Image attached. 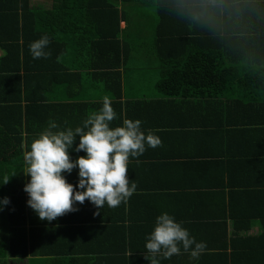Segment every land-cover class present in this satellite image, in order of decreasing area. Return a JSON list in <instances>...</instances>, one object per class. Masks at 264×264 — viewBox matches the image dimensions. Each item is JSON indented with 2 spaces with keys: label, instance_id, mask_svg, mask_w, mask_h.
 <instances>
[{
  "label": "trees",
  "instance_id": "obj_1",
  "mask_svg": "<svg viewBox=\"0 0 264 264\" xmlns=\"http://www.w3.org/2000/svg\"><path fill=\"white\" fill-rule=\"evenodd\" d=\"M53 1L59 3V6L54 5L55 9L69 6L101 10L112 13L114 19L110 17L109 27L94 37L78 33L75 29L79 25L74 22L66 30L59 29L58 35L49 32L47 26L32 31V26L25 23L29 11L46 10L45 7L32 8L29 0H0V183L4 176L16 174L7 184L0 185V199L5 196L10 199L0 211V264L29 254L32 257L28 264H150L145 259L147 229L141 225L144 220L138 221L146 210L129 207L132 200L104 210H108L106 214L116 210L120 223L109 221V224L118 225L117 230L105 225L99 216L86 217L83 210L67 212L51 222L40 220L27 204L29 197L24 185L30 177L25 174L24 154L30 150L32 141L48 127L50 120L60 128L81 126L79 119L74 117L82 114L86 119L102 107L103 98L107 96L117 114L111 122L112 127L122 126L124 119H139L146 134L150 130L159 133V130L177 127L176 134L190 135L192 139L200 137L201 142L210 140L223 129L237 134H254L257 130L247 140L259 142L256 156L263 157L261 165L264 166V24L261 32L242 33L245 26L264 22V7L255 3L257 8L245 7L239 12L227 0H219L222 5L219 10L214 13L202 10L198 18L193 19L187 5L178 12L173 4L180 2L172 0ZM17 10L20 13L17 14ZM152 11L156 14L151 26H147L141 15L145 12L153 14ZM121 21L125 23L123 28L119 27ZM237 26L240 29L237 30ZM135 29L138 31L131 33ZM143 30L148 34L142 33ZM43 35L49 36L50 43L45 51L50 55L33 59L29 44ZM149 51L154 52L157 61L155 67L149 68L150 72L145 71L156 72L158 76L153 77V82L149 80L152 90L145 91L148 96L140 97L134 91H143V88L134 86L129 92L127 86L130 79H137L134 73L142 72L138 64H150L139 56ZM65 61L70 65L63 64ZM67 67L91 68L95 78L100 74L107 76L110 70L117 79H112L110 87H103L97 96H86L85 90L95 85H83L76 78L65 85L61 78L65 69H70ZM76 75L81 76L80 73ZM122 87L125 88V100L121 99ZM174 116L183 117V122L180 117L174 121ZM78 142L77 138L75 144ZM190 143L195 144L193 140ZM154 150L146 148L137 158L144 160L150 155L160 166L173 156L186 160L203 158L211 167L219 164L224 172L223 159L228 156L218 142L214 153L200 146L196 150L184 148V152L173 156ZM150 151L153 152L148 154ZM82 155H85L83 151H70L72 159ZM213 173V178L217 175L221 179L207 186L214 188L216 194L224 195L229 186L224 183L222 171ZM64 175L71 183L72 177L78 178V169ZM242 182L245 187L252 185L247 179ZM240 193L246 194V191ZM89 203L77 202L74 207L90 206ZM247 214L264 220V213L259 210L247 208ZM36 217L39 223L53 227L48 231L71 232V239L64 242L62 235L48 237L36 251L34 240L27 239L25 229L27 224L37 223ZM70 220L71 223L92 222L95 228L90 233L83 223L81 227L72 228L68 224ZM65 222L69 226L63 225ZM48 235L52 236L51 233ZM140 243L144 244L143 250ZM28 246L31 253H27ZM249 251L256 252V249L253 246ZM161 264L183 263L171 258L162 259Z\"/></svg>",
  "mask_w": 264,
  "mask_h": 264
},
{
  "label": "crops",
  "instance_id": "obj_2",
  "mask_svg": "<svg viewBox=\"0 0 264 264\" xmlns=\"http://www.w3.org/2000/svg\"><path fill=\"white\" fill-rule=\"evenodd\" d=\"M175 1L180 2V4H173L174 9L177 11L189 3V0H172L171 2ZM227 1L233 9L235 8L239 12L245 9V7H247V9L257 8L258 6L255 3L264 7V0ZM195 2L201 3L203 0H195ZM29 4L32 8L43 6L46 9H31L29 11V19L27 20L28 22L25 21V23L32 26V31L47 26L49 32L54 31L58 35L59 29L66 30L76 23L79 26L74 27H76L75 30L78 33L84 32L86 35L94 37V35L103 32L104 28L107 29L109 27L110 17L114 19L112 13L101 10L73 9L69 6H64V8L60 10L55 9L54 5L59 6V3H55L53 0H29ZM117 4L120 6V2H117ZM238 4H243L244 6H236ZM263 9L264 8H262V11ZM18 13H20V10H17V14ZM155 14V12H153V14L145 12L141 15V17L144 16L147 26H151ZM18 22L23 24L21 20H18ZM263 24L264 22L259 25H257V22H255L254 25L249 24L244 27L245 29H243L242 33L247 35L251 32H261L260 30H263V28H261ZM124 26L125 23L123 21L119 22L120 28ZM236 29L238 30L240 27L238 28L237 26ZM233 30H235V28H233ZM137 31L138 29H135L131 33ZM142 33L148 34L147 30H143ZM1 55L2 50H0V56ZM139 56H141L142 61H148L150 64H138V67H140L142 71L134 73L138 82L130 79L127 88L128 91L131 92L134 86L137 88L141 87L143 91L135 90L134 93L139 94L140 97H145L148 96L145 91L152 90L149 80L153 82V77L158 76L156 72L149 73V68L155 67L154 65H156L157 59L152 51L141 53ZM72 63L73 65L75 64L74 60H72ZM63 64L69 66L70 62L65 61ZM67 68L70 69H65L64 76L61 78L65 85L68 82L71 83L74 81V78L83 85H95L85 90L86 96H97L102 92L103 87H110L109 84L112 79H117V76L112 74L110 70L107 71V76L100 74V77L95 78L93 76L95 71L91 68ZM78 73H80L81 76H77L76 74ZM146 87L147 89H145ZM124 89L125 88L122 87V100L126 99L124 96ZM82 117L84 116L79 114L76 115L74 119H79L78 124H81L85 120V118ZM178 117H180L181 122H183L184 118L181 116H174L172 118L174 121H177ZM63 118H65L64 115ZM185 123H188V121H185ZM194 129L195 128H193V130ZM177 130L179 129L176 127L159 130V133L156 131L155 134L159 136L162 143L160 146L156 147L154 151L157 152L158 150L160 154L173 156L184 152V148L191 147L193 150H196V148L200 146L204 149L208 148L210 152L214 153L216 152V144L218 142L220 148L225 150V153L228 154L227 158L223 159L224 172L219 164L215 166L212 165L214 167L213 169L203 158L186 160L185 158L182 159L178 158V156H173L171 160L163 162L162 166L150 155H148V157L146 156L147 159L144 160L137 157L129 159L127 178L130 180V183L137 184L136 192L128 199L132 200L129 207L132 206L138 209H142L141 207H143V209L146 210L142 219H138V221L144 220L141 225L146 227L147 236L154 228L156 217L167 212L173 215L177 222H182L183 226L189 230L190 235L195 237L198 242L203 241L207 245L206 249L202 252L205 253L204 257L198 256L197 258H193L189 253L182 251L180 255H174L172 257L173 261L175 260L178 262V260H181L183 264H192L197 261L199 264H264V220H259L247 214V208L253 211L259 210L264 213V166L261 165L263 157L256 156L258 152L256 146L259 142L257 141L254 143L253 141L247 140L253 137L257 130L253 131L254 134L251 133V135L244 132H239L237 134V132H228L223 129L219 131V133L212 135L211 139L206 142H201L200 137H194L192 139L190 135H181L180 132L176 134ZM190 140H193L194 143L197 141L196 143L200 144L190 143ZM146 148L151 149L147 146ZM152 152L153 151H150L148 154ZM153 162H155V164H152ZM196 162L198 163L197 165ZM217 168H221V170ZM215 170L222 171L221 176L224 177V183L229 186L225 189L224 195L220 193L216 194L214 188L207 186L208 184H212L213 181H220V176L218 177L216 175L215 178L212 176V173L216 172ZM209 176H211V179ZM207 177L209 179H206ZM245 179L249 180L252 185L247 187L242 186V180L245 181ZM77 182L78 178L75 176L72 177L71 183L74 186ZM146 190L152 192H147ZM243 190L246 191V194L240 193V191ZM143 201L145 202L144 204ZM85 202L88 204L89 201L85 200ZM107 207V204H105L103 208L98 210L91 203L90 206L83 205L82 207H77L78 210L76 211H85L84 214L86 217L99 216L105 225L111 227V229L117 230L118 225L112 226V224H109V221H113V224L120 223V220H117L116 210L115 212L109 211V214H106L108 210H104L107 209ZM132 209L133 208H131L130 213L133 215ZM36 221L37 223L34 225L27 224L25 226L26 237L27 239L32 238V240H34L36 251L38 246L44 245L43 242L46 241L48 237H60L62 235L63 238L65 237L64 242L67 241L66 239H71V234H69L71 232L63 234L61 232V234H59L60 232L58 231H48L53 227L49 226L48 223H39L37 217ZM82 223L83 225L86 224L85 222ZM82 223H71L70 220L68 222L70 226L67 225L66 222L63 225L73 228L75 226L81 227ZM86 225L88 226V233L95 228V224L92 222H88ZM49 233H51L52 236H49ZM142 246L143 250L144 244H142ZM253 246L256 252L249 251ZM30 248L31 247L28 246L27 253H31ZM30 257H32V255L30 256L29 254L18 260L8 259V262H15L13 264H28V259Z\"/></svg>",
  "mask_w": 264,
  "mask_h": 264
},
{
  "label": "clouds",
  "instance_id": "obj_3",
  "mask_svg": "<svg viewBox=\"0 0 264 264\" xmlns=\"http://www.w3.org/2000/svg\"><path fill=\"white\" fill-rule=\"evenodd\" d=\"M221 7L219 0L201 3L189 0L187 5L193 19H197L202 10L214 13ZM49 43L48 35L31 42L29 50L33 59L47 58L50 53L45 49ZM116 117L110 99L105 96L102 107L91 113L81 126L60 128L50 120L48 127L32 141L30 150L24 154L25 174L30 177L24 191L29 197L27 204L40 220L51 222L76 211L74 205L83 204L85 200L98 210L105 204L116 208L121 203L126 204L136 192L137 184L127 178L129 157H139L146 146L156 148L162 141L154 131L146 134L139 119H124L122 126L112 127L111 122ZM77 138L79 142L75 144ZM70 151H83L85 155L72 159ZM74 169H78L75 186L64 175ZM14 175L4 176L0 185L7 184ZM9 203L6 196L0 199V211ZM206 247L205 242H198L190 235L182 222L164 212L156 217L154 228L146 237L145 259L150 264H161L162 259H171L182 251L197 258Z\"/></svg>",
  "mask_w": 264,
  "mask_h": 264
},
{
  "label": "rangeland",
  "instance_id": "obj_4",
  "mask_svg": "<svg viewBox=\"0 0 264 264\" xmlns=\"http://www.w3.org/2000/svg\"><path fill=\"white\" fill-rule=\"evenodd\" d=\"M16 262H18V261H16ZM13 263H15V262H12V261H10V262L7 261V262H6V261H5V264H13Z\"/></svg>",
  "mask_w": 264,
  "mask_h": 264
}]
</instances>
